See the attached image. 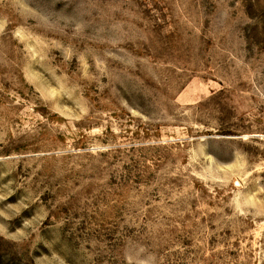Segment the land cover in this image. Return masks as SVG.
<instances>
[{"label":"rangeland","instance_id":"obj_1","mask_svg":"<svg viewBox=\"0 0 264 264\" xmlns=\"http://www.w3.org/2000/svg\"><path fill=\"white\" fill-rule=\"evenodd\" d=\"M0 264H264V0H0Z\"/></svg>","mask_w":264,"mask_h":264}]
</instances>
